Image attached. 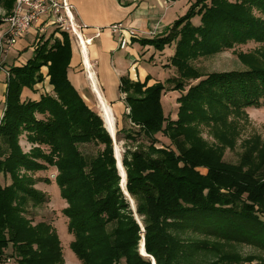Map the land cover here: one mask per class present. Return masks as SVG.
<instances>
[{
	"label": "trees",
	"instance_id": "16d2710c",
	"mask_svg": "<svg viewBox=\"0 0 264 264\" xmlns=\"http://www.w3.org/2000/svg\"><path fill=\"white\" fill-rule=\"evenodd\" d=\"M14 3L0 0V7L10 12ZM196 17L199 24L192 21ZM250 41L260 47L253 54L238 53L244 70L204 75L192 64L200 56ZM140 43L159 50L175 45L171 62L179 71L178 77L152 87H147L149 76L145 82L121 78L127 117L153 140L149 150H127L123 157L127 189L137 198L138 213L146 215V252L156 264H182L193 252L217 249L203 241L189 246L170 233L183 228L264 250V164L254 168V156L264 157V144L252 137L244 144L240 165L221 162L224 149L241 137L246 108L264 106V0H198L163 34ZM34 46L26 64L9 68L0 121V174L11 179L7 185L0 181V264H65L54 225L34 223L27 216L29 207L47 202L45 192L36 187L35 174L49 168L58 171L55 180L74 235L71 245L81 264H151L139 252L140 227L120 187L112 137L69 78V34H43ZM44 66L54 94L23 101L24 88L33 89L44 80ZM192 80L199 81L187 82ZM170 83L181 92L175 120L165 116L161 103ZM205 131L216 145L206 143ZM160 132L172 147L155 146ZM23 134L33 144L29 152L20 143ZM127 137L135 139L131 133ZM89 143L104 148L88 158L80 145ZM182 143L192 151L184 150ZM198 165L208 166L210 173L196 175L189 168ZM210 264L240 263L238 257L225 256Z\"/></svg>",
	"mask_w": 264,
	"mask_h": 264
},
{
	"label": "rangeland",
	"instance_id": "374dc122",
	"mask_svg": "<svg viewBox=\"0 0 264 264\" xmlns=\"http://www.w3.org/2000/svg\"><path fill=\"white\" fill-rule=\"evenodd\" d=\"M176 1L178 2V4L175 5L173 9H171V11L169 12V15H167L162 20V25H161L162 31L159 32V34H156L155 35L156 37L160 36L168 28L172 27L177 19L188 14L198 0H176ZM12 11L13 9L10 12H7L3 7H0V17H2V23L0 24V34L4 28V27L2 28V26L3 23L5 22L6 17L9 16ZM192 21L195 24H199L200 18L196 17ZM55 30H60V29L55 26H51L48 27L46 31H42V33H44L45 36L48 37ZM58 34L59 33L57 31V35ZM69 36L72 42L74 40V47L78 49L79 45L77 44L76 40L73 39L74 36L71 34H69ZM115 36L116 38L118 37L117 35ZM60 38H63L61 37V34H60ZM21 40H23V43H27L29 47L28 48L21 47V49L18 50V47L20 45V42H18L17 45L5 56V58L1 59L3 67L7 66L10 68L12 64L24 65L26 64L27 60L34 55V51H35L34 34L26 33L23 39ZM137 43H138L137 45L139 46L140 57L143 63L145 64L146 68L149 70L152 77H154L157 80L153 84L150 83V80L147 81V87L148 86L152 87L157 82L164 83L170 77L179 76L178 69L171 62V57L175 54V49H176L175 45L166 46L165 49L159 50L157 48H154L153 46L148 47V46H143L140 42ZM259 47L260 46L257 42L250 41L247 44L236 46L235 49L223 50L211 56H203V57L200 56L201 58L194 60L192 64L195 68L199 70V72H201L204 75H208L212 72L244 70L246 68V65L239 58L238 53L243 52V53L253 54L256 53V50H258ZM118 48L120 49L119 43H118ZM7 56H9V58ZM148 61H151V63ZM75 69L76 71L79 72L83 71V69L80 68L78 69L77 66L75 67ZM2 71L3 70H1V72ZM42 74L44 75V80L42 82H38L37 84H35L33 89L27 88L29 89L28 94L26 95L22 94L23 101L28 99H39L40 96L43 94H52V95L54 94L53 86L49 83L50 78L47 75L48 74L47 66L42 67ZM145 81L146 79L141 82H145ZM198 81L199 80L196 81L192 80L187 82L189 84L190 83L195 84ZM173 86L174 84L172 83L167 84V90L163 93L161 97V103L165 116L175 120L177 119V113L179 110L178 98L180 97L181 92L178 90H172L171 88H173ZM117 91L118 93H120L119 89H117ZM123 99L125 101V94H123L122 100ZM127 109L126 111L119 113L117 116V137L114 138L110 135L113 140L114 153H115L116 144L121 150L122 163H123L124 154L126 153L127 150L133 152L138 149H144L147 151L153 144L152 139H150L143 132H140L138 126L132 124L131 120L126 115L128 113ZM98 113L101 114L100 111H98ZM245 113H246V117H245L246 119L244 120L245 123L242 125L241 137L240 139H238L237 144L234 147L232 148L226 147L224 149L223 154L221 156L222 157L221 162L236 166L240 165L242 161L241 158L242 154L246 151L244 144L248 139H252V137L255 136L258 137L261 144H264V106L261 108H257V107L246 108ZM37 116L39 118H42L40 114H38ZM130 128L131 130L129 131ZM128 133L134 134L135 139L133 140L132 138L127 137ZM156 136L159 139V142L155 144L157 148L172 147L170 139L166 137L162 132L158 133ZM202 137L204 138L205 141H207L206 143L209 146L216 145L218 143L215 137H213L211 134H208L206 131L202 134ZM20 143L25 152H29L33 147V144L27 140L25 134H23L20 137ZM182 146L184 150H189V152L192 151L191 145L182 143ZM103 148H104L103 145H96L94 143L80 145L81 151L88 158L95 157ZM254 161H255L254 168L256 170L263 168V164H264L263 156H259L258 154H256L254 156ZM181 165L183 166L184 163H181ZM117 167H118V163H117ZM124 168L126 170L125 166ZM189 168L195 170L196 175L200 174L206 176L207 174L210 173V168L205 165H198L197 167H189ZM244 170L245 168L243 169V171ZM57 173L58 171L55 168H49V170L45 172H37L35 174V177L37 178L36 187L41 189L43 192H45V194L47 195V202L35 208L29 207V212L27 216L29 218H32L34 223L40 221H46L53 224L61 241L65 264H81L80 259L75 254L71 245L72 241L74 240V235L69 231L68 218L64 214V209L67 206V203L61 197L60 188L55 180ZM126 175H127V171H126ZM45 179H47L48 181ZM0 181L3 185H7L11 183V179L9 178V176H5L2 173L0 174ZM120 187L123 193L125 194L127 201L129 202L132 215L140 227L139 233L141 235V238L139 242V252L142 255L141 245L142 244L145 245L146 215L145 214L140 215L138 213L137 198L132 196L131 193L128 191L127 179H126L125 187H123L121 175H120ZM243 194L248 195L247 193H243ZM170 233L175 238H177L178 240H182L189 246H192L193 243L203 241V242H208L209 244H214L217 248L214 251L208 250V251L193 252L188 258H186V260L182 261V264H210L213 261H218L221 258L223 259V257L225 256L238 257L240 264H264L263 262L264 250L254 245L239 243V242L221 241V239H219L218 237L204 234L193 228H183L179 230L173 229L170 230ZM189 252H191V249L189 250ZM142 256L149 258L151 264H153V259H154L153 256L151 255H149V257L145 255Z\"/></svg>",
	"mask_w": 264,
	"mask_h": 264
},
{
	"label": "crops",
	"instance_id": "0c3cea01",
	"mask_svg": "<svg viewBox=\"0 0 264 264\" xmlns=\"http://www.w3.org/2000/svg\"><path fill=\"white\" fill-rule=\"evenodd\" d=\"M70 2L74 5L78 21L89 26V31L86 32L87 37L93 36L95 28L106 27L118 22H122L136 31V35L131 38L129 46L123 50L118 48V37L116 38L115 35L107 32L101 36L102 38H95L92 44L88 46L87 51L91 63L90 69L87 68L84 54L79 48L74 47L71 41L73 55L69 67V78L85 102L101 113L99 95L95 94L91 86L93 80L90 78V72L94 73L102 97L107 105L113 109L117 128L118 114L127 109L126 102L124 99L122 100L123 93L117 91V89L120 90L121 78L129 76L134 81H143L149 76L151 77V84L157 81L143 63L137 42L143 38H150L159 34L162 31V20L169 15L171 9L178 2L176 0H70ZM21 39L18 50L21 47H29ZM7 57L9 58V56ZM148 62L151 63V61ZM76 66L83 71H76ZM4 68L9 70L7 66ZM8 80L9 76L0 70V121L4 115ZM28 90L27 88L24 89L23 94H28ZM127 110L129 112V108ZM106 129L108 130L107 127Z\"/></svg>",
	"mask_w": 264,
	"mask_h": 264
},
{
	"label": "built area",
	"instance_id": "2783aa9c",
	"mask_svg": "<svg viewBox=\"0 0 264 264\" xmlns=\"http://www.w3.org/2000/svg\"><path fill=\"white\" fill-rule=\"evenodd\" d=\"M3 25L4 28L0 34V70H3L7 76H10V72L2 66L1 59L17 45L26 33L34 34L37 39L44 34L42 31L55 26L73 35V39L83 48V42L90 45L95 38L108 32L118 36L121 49L126 48L131 43V38L136 35L133 28L118 22L106 27L95 28L93 36L87 37L86 32L89 31V26L78 21L74 5L70 0H15L13 11L6 17Z\"/></svg>",
	"mask_w": 264,
	"mask_h": 264
},
{
	"label": "bare ground",
	"instance_id": "6f19581e",
	"mask_svg": "<svg viewBox=\"0 0 264 264\" xmlns=\"http://www.w3.org/2000/svg\"><path fill=\"white\" fill-rule=\"evenodd\" d=\"M88 46L89 45H87V42H83V48H81L79 46V50L84 54V58H85V61L87 64V68L90 69L91 63H90L88 52H87ZM90 78H92V80H93V83L91 84V86H92L95 94L99 95L101 116L105 121V125L108 128L110 135L112 137L116 138L117 137L116 118H115L113 109L107 105L105 99L102 97V95L98 89L94 73L92 71L90 72ZM115 156H116L117 163H118L119 173H120L121 178H122V184H123V187H125L127 175H126V170L124 168V165H123L122 159H121V150L119 149L117 144L115 145ZM141 251H142L143 255H145V256L148 255V253L145 250L144 244L141 245ZM153 264H156L155 259H153Z\"/></svg>",
	"mask_w": 264,
	"mask_h": 264
},
{
	"label": "water",
	"instance_id": "95a60500",
	"mask_svg": "<svg viewBox=\"0 0 264 264\" xmlns=\"http://www.w3.org/2000/svg\"><path fill=\"white\" fill-rule=\"evenodd\" d=\"M141 253H142V251H141ZM143 255V254H142ZM147 257H149V255H146Z\"/></svg>",
	"mask_w": 264,
	"mask_h": 264
}]
</instances>
